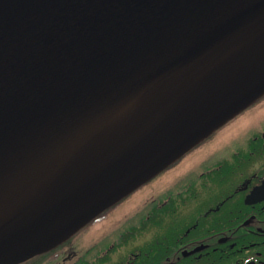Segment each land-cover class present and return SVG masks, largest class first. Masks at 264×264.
Here are the masks:
<instances>
[{
  "label": "water",
  "instance_id": "95a60500",
  "mask_svg": "<svg viewBox=\"0 0 264 264\" xmlns=\"http://www.w3.org/2000/svg\"><path fill=\"white\" fill-rule=\"evenodd\" d=\"M264 94V0H0V264L63 243Z\"/></svg>",
  "mask_w": 264,
  "mask_h": 264
},
{
  "label": "flooded vegetation",
  "instance_id": "af4514ba",
  "mask_svg": "<svg viewBox=\"0 0 264 264\" xmlns=\"http://www.w3.org/2000/svg\"><path fill=\"white\" fill-rule=\"evenodd\" d=\"M249 106L118 201L145 194L116 235L80 253L62 246L49 264H264V94ZM245 120L249 136L216 155L217 138Z\"/></svg>",
  "mask_w": 264,
  "mask_h": 264
},
{
  "label": "rangeland",
  "instance_id": "374dc122",
  "mask_svg": "<svg viewBox=\"0 0 264 264\" xmlns=\"http://www.w3.org/2000/svg\"><path fill=\"white\" fill-rule=\"evenodd\" d=\"M255 107V103L251 106L248 107V109ZM245 112L247 113V110H245ZM247 124H251L248 123L247 120L242 121V122H238L236 124V127H234L231 131L228 132L227 135L232 133V137L227 136V135H223V136H219L216 140V142L213 145L214 151H216V155L219 156H223L225 155L224 153V148L225 145H227V149H230V147H228L231 142H229L230 140H232L233 138H235V140L240 141L241 139H245L246 136H249V130H248V126ZM227 128V122H225L216 132L219 131H223ZM219 139H221V145L222 147L217 148L219 143ZM234 144H238L235 143ZM231 144L230 146L234 145ZM228 154V153H227ZM146 193V191H145ZM145 196V194H141L139 196V198H137L135 201L133 197H135V195H133V197L131 198L130 195L123 201H121L119 204H117L116 206L111 207L106 213H104L102 215V217H100V221H98L97 219L92 221L88 226H86L83 229H80L79 231H77L75 234H73L69 239H67L64 243L58 245L57 247L51 249L50 251L42 254V255H38L35 256L27 261H24L22 263L19 264H49L50 263V258L52 257V253H56L59 251H62V246H73L75 248V251H77L78 253L83 252L86 248V246L90 243L89 240L92 237H96V236H102V235H107V236H114L117 234V230L118 227L121 225H125L127 222H123L124 220H126L128 216L131 215V211H133L134 208H136L137 206H134L133 203L135 202L136 204H141L143 197ZM129 198H131L129 201H127ZM137 204V205H138Z\"/></svg>",
  "mask_w": 264,
  "mask_h": 264
}]
</instances>
